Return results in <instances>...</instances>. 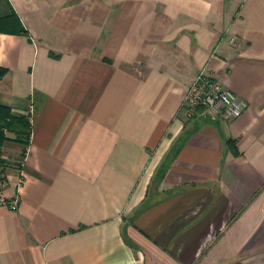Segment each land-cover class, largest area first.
<instances>
[{
    "label": "crops",
    "instance_id": "0c3cea01",
    "mask_svg": "<svg viewBox=\"0 0 264 264\" xmlns=\"http://www.w3.org/2000/svg\"><path fill=\"white\" fill-rule=\"evenodd\" d=\"M12 11L26 32H0V104L34 113L20 188L25 145L0 143L19 198L0 264H264V0H0ZM202 68L241 116H186Z\"/></svg>",
    "mask_w": 264,
    "mask_h": 264
},
{
    "label": "built area",
    "instance_id": "2783aa9c",
    "mask_svg": "<svg viewBox=\"0 0 264 264\" xmlns=\"http://www.w3.org/2000/svg\"><path fill=\"white\" fill-rule=\"evenodd\" d=\"M181 107L188 118L194 116H209L215 119L231 121L241 116L248 107V102L231 92L228 88L222 87L215 78L202 68L187 91L181 102ZM34 110L29 107L26 111V118L31 122ZM29 154V144L25 145L21 156L13 165L16 168L17 178L15 185L22 186L23 166ZM6 160L0 155V206H7L15 209L18 205V195H5L7 186V172L5 171Z\"/></svg>",
    "mask_w": 264,
    "mask_h": 264
},
{
    "label": "trees",
    "instance_id": "16d2710c",
    "mask_svg": "<svg viewBox=\"0 0 264 264\" xmlns=\"http://www.w3.org/2000/svg\"><path fill=\"white\" fill-rule=\"evenodd\" d=\"M0 32H9L16 34H24L26 28L23 26L17 14L12 11L9 15L0 17ZM5 72L4 68H0V76ZM12 131L16 135L17 141L27 145L30 140V126L24 117L12 115L9 113L7 106L0 104V143L6 139L3 130Z\"/></svg>",
    "mask_w": 264,
    "mask_h": 264
},
{
    "label": "rangeland",
    "instance_id": "374dc122",
    "mask_svg": "<svg viewBox=\"0 0 264 264\" xmlns=\"http://www.w3.org/2000/svg\"><path fill=\"white\" fill-rule=\"evenodd\" d=\"M39 4V3H38ZM17 162V161H16ZM14 164V163H13ZM10 165H9V163L8 162H6V167H9Z\"/></svg>",
    "mask_w": 264,
    "mask_h": 264
}]
</instances>
